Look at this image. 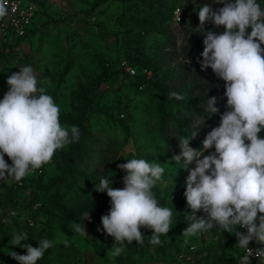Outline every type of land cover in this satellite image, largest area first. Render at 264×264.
<instances>
[{"label":"rangeland","instance_id":"rangeland-1","mask_svg":"<svg viewBox=\"0 0 264 264\" xmlns=\"http://www.w3.org/2000/svg\"><path fill=\"white\" fill-rule=\"evenodd\" d=\"M31 3L32 29L25 37L0 32V100L9 90L8 76L31 66L38 87L60 107L61 124L78 126L80 136L21 181L0 180V264H17L12 251L25 254L10 243L14 230L26 231L32 247L42 238L53 242L37 264H237L233 233L214 227L183 234L190 214L183 195L188 171L171 160L180 153L179 137L194 130L196 116H205V127L190 140L193 149L225 111L224 82L211 69H200L206 33L216 29L211 21L201 28L198 11L211 0ZM173 91L184 100L170 98ZM210 97L219 112L207 116ZM258 135L264 138V130ZM133 158L164 167L152 191L160 206L173 205V223L160 245L150 244L151 230L141 228L143 244L125 242L117 255L120 245L97 231L110 201L94 187L111 178V187L123 188L127 173L117 165ZM86 212L91 222L84 220ZM79 223L88 236L75 231Z\"/></svg>","mask_w":264,"mask_h":264},{"label":"clouds","instance_id":"clouds-1","mask_svg":"<svg viewBox=\"0 0 264 264\" xmlns=\"http://www.w3.org/2000/svg\"><path fill=\"white\" fill-rule=\"evenodd\" d=\"M211 4L222 6L213 10ZM211 4L198 11L201 28L211 21L216 29L206 33L200 69H211L224 82L225 111L199 149L189 146L205 127V116H196L194 130L190 137H179L180 153L171 160L183 162L188 171L183 195L190 214L183 234L195 235L214 227L231 232L235 245L244 250L240 264H250V257H264V138L258 135L264 130V8L257 0H211ZM7 14L8 0H0V18ZM6 84L9 90L0 100V180L19 182L30 170L49 163L56 150L77 142L80 131L76 125L61 124L60 107L45 87H38L31 66L12 73ZM169 95L185 98L175 91ZM215 104L216 97L207 99V116L219 112ZM117 167L127 173L123 188L111 187V178H101L94 187L110 201L97 231L102 229L120 245L114 248L117 255L125 242L143 244L141 228L151 230L150 244L160 245V235L167 234L173 223V205L160 206L152 191L164 167L157 161L135 158ZM199 212L203 215L198 217ZM84 220L91 222L90 212L84 213ZM74 227L88 236L84 224ZM238 227L246 231H237ZM11 237L12 246L25 250L24 255L10 252L17 264H37L53 246L51 240L42 238L32 247L26 243V231L14 230ZM252 241L260 247L249 248Z\"/></svg>","mask_w":264,"mask_h":264},{"label":"built area","instance_id":"built-area-1","mask_svg":"<svg viewBox=\"0 0 264 264\" xmlns=\"http://www.w3.org/2000/svg\"><path fill=\"white\" fill-rule=\"evenodd\" d=\"M261 7L264 8V0H260ZM34 7L31 0H8V14L0 18V32L3 35H14L23 38L28 31L32 29ZM179 20V18H177ZM237 231H246L245 229H236ZM238 246V260L240 264L244 250ZM260 247L255 241L250 242L249 248ZM250 264H264V257H250Z\"/></svg>","mask_w":264,"mask_h":264},{"label":"trees","instance_id":"trees-1","mask_svg":"<svg viewBox=\"0 0 264 264\" xmlns=\"http://www.w3.org/2000/svg\"><path fill=\"white\" fill-rule=\"evenodd\" d=\"M257 2H258L260 5H261V3H260V0H257ZM30 31H31V30H29V31H28V33H29ZM28 33H27V34H28ZM161 93H162V94H164V91H163V90H161ZM159 107H160V111H161V109H162V106H161V105H159ZM237 248H238V246H237Z\"/></svg>","mask_w":264,"mask_h":264}]
</instances>
